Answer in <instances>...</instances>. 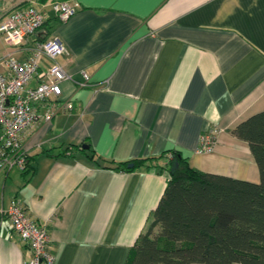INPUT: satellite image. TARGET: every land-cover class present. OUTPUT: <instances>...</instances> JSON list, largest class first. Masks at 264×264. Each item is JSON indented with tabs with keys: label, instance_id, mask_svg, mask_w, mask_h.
<instances>
[{
	"label": "crops",
	"instance_id": "crops-1",
	"mask_svg": "<svg viewBox=\"0 0 264 264\" xmlns=\"http://www.w3.org/2000/svg\"><path fill=\"white\" fill-rule=\"evenodd\" d=\"M76 1L65 21L50 2L29 1L45 15L41 37L66 45L56 60L72 76L61 88L73 108L39 117L24 134L31 173L0 172V264L31 254L4 215L13 197L47 229L54 264L124 263L165 188L166 155L126 171L96 163L91 151L122 162L178 149L201 171L259 181L232 129L264 110V0ZM26 45L33 37L0 57L24 59ZM81 70L89 83L79 87ZM212 126L220 129L212 151L196 152Z\"/></svg>",
	"mask_w": 264,
	"mask_h": 264
},
{
	"label": "trees",
	"instance_id": "trees-1",
	"mask_svg": "<svg viewBox=\"0 0 264 264\" xmlns=\"http://www.w3.org/2000/svg\"><path fill=\"white\" fill-rule=\"evenodd\" d=\"M232 133L247 142L259 169L258 182L201 171L178 149L122 162L91 151L96 163L126 171L166 155L165 188L123 264H264V110L238 122ZM31 171L27 157V168L20 172Z\"/></svg>",
	"mask_w": 264,
	"mask_h": 264
},
{
	"label": "built area",
	"instance_id": "built-area-1",
	"mask_svg": "<svg viewBox=\"0 0 264 264\" xmlns=\"http://www.w3.org/2000/svg\"><path fill=\"white\" fill-rule=\"evenodd\" d=\"M54 15L65 21L73 15L79 3L76 0H52L49 3ZM44 13L31 2L20 4L0 18V40L9 46L26 44L33 37L34 45L27 47L24 59H18L11 52L0 57V172L13 168L24 171L27 168V153L22 138L40 117L46 121L61 111L73 108L70 99L62 98L61 81L72 79L56 56L67 52L65 43L55 34L41 39ZM48 57L47 68L40 65L41 58ZM82 79L77 86H86L89 75L81 70ZM32 79L35 83L30 85ZM45 105L42 112L39 106ZM220 129L209 127L200 134L196 152L212 151ZM4 215L12 229L25 241L30 256L21 264H54V254L49 249L50 235L44 225L32 219L20 199L13 197Z\"/></svg>",
	"mask_w": 264,
	"mask_h": 264
},
{
	"label": "rangeland",
	"instance_id": "rangeland-1",
	"mask_svg": "<svg viewBox=\"0 0 264 264\" xmlns=\"http://www.w3.org/2000/svg\"><path fill=\"white\" fill-rule=\"evenodd\" d=\"M30 0H0V18L5 15L8 11L11 9H14L16 6L24 3H28ZM37 1V0H34ZM39 1V0H38ZM52 0H46L45 3H49ZM9 45H7L5 42L0 40V55L2 54L3 50ZM11 47V46H9ZM7 47V48H9ZM10 49V48H9ZM11 50V49H10ZM18 170L16 168H13L10 171V174H16Z\"/></svg>",
	"mask_w": 264,
	"mask_h": 264
},
{
	"label": "water",
	"instance_id": "water-1",
	"mask_svg": "<svg viewBox=\"0 0 264 264\" xmlns=\"http://www.w3.org/2000/svg\"><path fill=\"white\" fill-rule=\"evenodd\" d=\"M82 147L88 148L87 145H83ZM127 166L132 167L133 163H129V164H127ZM176 166H177V160L175 159V160H173L172 165H171V172L175 169Z\"/></svg>",
	"mask_w": 264,
	"mask_h": 264
}]
</instances>
